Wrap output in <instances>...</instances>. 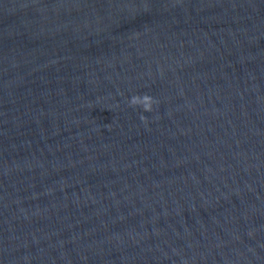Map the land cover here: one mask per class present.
Returning a JSON list of instances; mask_svg holds the SVG:
<instances>
[{
    "label": "water",
    "instance_id": "water-1",
    "mask_svg": "<svg viewBox=\"0 0 264 264\" xmlns=\"http://www.w3.org/2000/svg\"><path fill=\"white\" fill-rule=\"evenodd\" d=\"M0 264H264V0H0Z\"/></svg>",
    "mask_w": 264,
    "mask_h": 264
},
{
    "label": "clouds",
    "instance_id": "clouds-1",
    "mask_svg": "<svg viewBox=\"0 0 264 264\" xmlns=\"http://www.w3.org/2000/svg\"><path fill=\"white\" fill-rule=\"evenodd\" d=\"M155 103L154 99L148 95H143V96H133L129 100L130 106H140L142 107L144 112H151L153 110L152 106ZM142 120H145L146 122V117L142 116Z\"/></svg>",
    "mask_w": 264,
    "mask_h": 264
}]
</instances>
